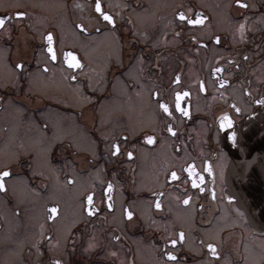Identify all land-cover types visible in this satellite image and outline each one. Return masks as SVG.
<instances>
[{
	"label": "flooded vegetation",
	"instance_id": "obj_1",
	"mask_svg": "<svg viewBox=\"0 0 264 264\" xmlns=\"http://www.w3.org/2000/svg\"><path fill=\"white\" fill-rule=\"evenodd\" d=\"M1 1L10 5L0 8L6 21L0 26V149L32 140L31 152L0 169L9 170L2 190L9 199L13 162L32 170L25 261L264 264V228L252 225L241 207L231 185L238 175H227L236 154L222 144L223 131L234 130L233 145L248 151L247 161L253 157L264 178L260 145L243 137V130H264V103H256L264 99V0H241L246 7L235 0H101L111 22L95 13V0ZM197 14L205 23H188ZM49 32L56 59L43 39ZM66 53L75 55L78 68ZM20 107L32 131L21 130ZM224 115L228 127L220 126ZM66 126L70 130H62ZM113 145L120 149L115 156ZM49 165L56 166L59 182L36 170ZM208 243L217 244L219 256L211 255Z\"/></svg>",
	"mask_w": 264,
	"mask_h": 264
},
{
	"label": "rangeland",
	"instance_id": "obj_2",
	"mask_svg": "<svg viewBox=\"0 0 264 264\" xmlns=\"http://www.w3.org/2000/svg\"><path fill=\"white\" fill-rule=\"evenodd\" d=\"M22 4L18 2L17 5ZM10 5L7 1L0 0V8ZM12 6L16 5L11 3ZM5 48L0 47V64H5L4 57ZM20 115L22 116L19 122L20 128L23 131H32V119L28 114L23 112V107L19 108ZM70 127V126H69ZM59 129V127H58ZM18 130V129H17ZM62 130H70L68 126L64 127ZM16 128H14V133H16ZM16 137V135L14 136ZM29 144L24 145L22 142L20 146L18 145L14 150L9 151L6 148L0 149V169L9 160L17 159L20 154H26L32 150V140L29 137L26 139ZM45 162L48 163L47 157H43ZM42 160V157H38ZM20 158L18 161H21ZM14 166L11 169L14 171V176L9 179L11 185V190L13 196L15 197L7 199L4 197L0 191V220L3 224L0 230V251L4 249L3 256L1 258L0 264H28L27 260L23 257V248L25 244L29 243V240L32 235V177L29 180L28 174L32 171L30 168L24 171L26 166L20 163L16 166V162H13ZM36 170H40L42 174L47 175L50 172L53 175V181L59 182V178L56 176V166L49 165V167L43 166L41 168L37 167ZM30 171V172H29ZM55 171V172H54ZM9 172V170H8ZM56 176V177H55ZM58 185V184H57ZM53 186L56 187V184L53 182ZM62 190V189H61ZM8 196V194H7ZM65 197L62 193L54 192L53 197ZM9 197V196H8ZM20 208L19 213H16L14 208L15 206ZM21 213V214H20ZM3 245H8L10 247L6 248Z\"/></svg>",
	"mask_w": 264,
	"mask_h": 264
},
{
	"label": "water",
	"instance_id": "obj_3",
	"mask_svg": "<svg viewBox=\"0 0 264 264\" xmlns=\"http://www.w3.org/2000/svg\"><path fill=\"white\" fill-rule=\"evenodd\" d=\"M1 16V15H0ZM234 130H225L222 133V144L223 147L228 149V151L235 153L233 161H231L229 171L227 173L228 177L230 175H238V177L231 180V185L233 186L234 193L237 194V198L241 201L240 205L246 211L249 222L257 227L264 228V178L261 177V172L258 166H254L256 163L253 157L248 160V151L241 152L238 151L236 146L229 139V135L233 133ZM244 141L248 143L259 144L258 148L262 153H264V130H243ZM229 145V146H228ZM251 147V146H248ZM256 149L255 152L258 150ZM264 157L260 158L262 161ZM241 171L234 172L240 165ZM258 161V162H260ZM263 165H260V168Z\"/></svg>",
	"mask_w": 264,
	"mask_h": 264
},
{
	"label": "snow or ice",
	"instance_id": "obj_4",
	"mask_svg": "<svg viewBox=\"0 0 264 264\" xmlns=\"http://www.w3.org/2000/svg\"><path fill=\"white\" fill-rule=\"evenodd\" d=\"M235 3H236L237 5H241V6H243V7H246V6H247V5H242V4H241V0H235ZM94 9H95V13H98L99 16L103 17V19H104L105 21H109V22H111V21L113 20V17H112L111 15H109L108 12H106V11H104V10L102 9L101 0H95V3H94ZM177 15L179 16V18H180L181 20L185 19V15H184L183 12H178ZM16 16H17V17H24V16H26V13H25V12H17V13H16ZM206 19H207L206 17H202V16H199V14H197V19H194V20H191V19H190V20H188V23H190V24H204L205 21H206ZM5 22H6L5 19H0V26H3V25L5 24ZM75 27L78 28V29H81V30L87 31V28H86V26H85L84 23H77V24L75 25ZM243 28H244V25L241 24V25L239 26V29H238V30H243ZM43 39L47 40V42H48V48H47L48 53H51V54H52V59H56V55H55V52H54L53 47H52L53 34H52L51 32H49L46 36L43 37ZM192 39L195 40L196 37H192ZM214 39L217 40V41H219V37H214ZM201 43H202V42H201ZM65 55L71 57V60H68V61H67L71 67H73V68H78V67H79L80 62L76 59V57H75V55H74L73 53H66ZM21 66H22V65H19V64L17 65V67H21ZM73 79H75V77H73ZM176 80H177V81L179 80V75H177ZM175 82H176V81H174V83H175ZM224 83H227V81H224ZM204 87H205L204 84L201 82V83H200V90H201V91H204ZM187 94H188V93H186V92L184 93L185 96H186ZM156 95H158V93H156ZM178 98H179V97H178ZM256 103H264V99L257 100ZM159 106L164 110V112H168V105H167V104H165V103H160ZM177 107H179V105H177ZM237 110H239V109H237ZM180 111H183V112H184V115H188V112H187L186 109H180ZM169 114H170V113H169ZM230 123H231V121L229 120V118H228L227 115H224V116L221 117V121H220V126H221V127H228V126L230 125ZM167 130H168L169 133H173V132H174V129L172 128L171 125L168 127ZM234 137H235V133H231V134L229 135V139H234ZM146 140H147L148 143H150V144L153 143V137H152V136H147V137H146ZM113 148L115 149V151H114L112 154L115 156L116 154L119 153L120 149H119V146H118V145H113ZM133 155H134V153H133L132 151H128V152H127V156H128L129 158H131ZM208 170H210V169H208ZM7 176H9V172H8V171L0 172V190H3V189L5 188V184H4L2 178H3V177H7ZM171 176H172L173 178H175V177H176V172L173 171V172L171 173ZM111 188H112V184L109 183L108 186H107V188L104 189L105 193H108V192L111 190ZM201 191H203V189H201ZM111 199H112L111 196H108L109 203L107 204V207H108L109 209L113 208V204L111 203ZM228 199H229V200H232L233 197L229 196ZM183 203L187 205V204L189 203V199H188V198H185V199L183 200ZM87 204H88V205H92V204H93V196H92L91 194H89V195L87 196ZM155 207H156L157 209H160V208L162 207V205H161V201H160L159 198H157V200H156ZM52 211L55 212L56 209H52ZM86 211H87L89 214H91L92 211H93V209H92L91 207H89V208L86 209ZM123 211H124V214H125L128 218H131V217L133 216V212L130 211L128 208H125ZM48 218L51 219L52 217L49 216ZM179 238H180L181 240L184 239V233H183V232H180V233H179ZM167 242H168L169 244L175 245V244L177 243V240H176V239H169ZM207 248H208V250L211 252V255H212L213 257H217V256L220 255V253L217 251V244H216V243H208V244H207ZM113 254H114V253H113ZM164 255H165V256H168V257H170V258H172V259H175V257H173V255H172V252L165 251ZM55 264H60V261L57 260V261L55 262Z\"/></svg>",
	"mask_w": 264,
	"mask_h": 264
}]
</instances>
